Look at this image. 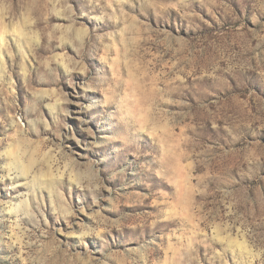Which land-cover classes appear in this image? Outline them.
<instances>
[{"label":"rangeland","instance_id":"1","mask_svg":"<svg viewBox=\"0 0 264 264\" xmlns=\"http://www.w3.org/2000/svg\"><path fill=\"white\" fill-rule=\"evenodd\" d=\"M0 264H264V0H0Z\"/></svg>","mask_w":264,"mask_h":264},{"label":"bare ground","instance_id":"2","mask_svg":"<svg viewBox=\"0 0 264 264\" xmlns=\"http://www.w3.org/2000/svg\"><path fill=\"white\" fill-rule=\"evenodd\" d=\"M26 171H27V170H26ZM26 171H25V172H26Z\"/></svg>","mask_w":264,"mask_h":264}]
</instances>
